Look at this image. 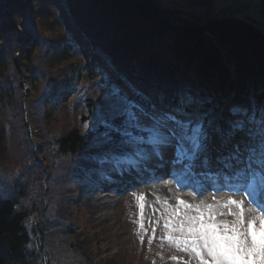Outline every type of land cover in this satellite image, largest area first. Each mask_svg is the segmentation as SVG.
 Here are the masks:
<instances>
[{
	"label": "rangeland",
	"instance_id": "obj_1",
	"mask_svg": "<svg viewBox=\"0 0 264 264\" xmlns=\"http://www.w3.org/2000/svg\"><path fill=\"white\" fill-rule=\"evenodd\" d=\"M49 1L46 0L45 3H42L40 0H33L30 4L33 12V29L35 33L39 34L36 47L33 49L31 46L29 47L26 43L27 40L24 38L26 30L23 24L26 22L27 17L23 9H12L13 15L5 17L8 21L6 22L10 26L12 24L16 25L20 41L18 49L9 52L8 55L6 54L2 58L7 66L6 75L9 74L12 80L15 67L20 75L19 80L22 83V91L29 95L35 94L37 92L35 87L40 86L44 96L45 90H43L42 83L39 79H37L38 81L34 80L33 73L31 74L29 71V68H33V64L36 67V72H38L37 78H41L42 74L47 73L51 78L52 87H56L58 90L54 98H46L44 100L43 105L47 107L49 114L42 122L38 121L41 119V113L36 115L33 112L32 116L31 114L28 116L24 107L18 110V112L24 111V119L30 117L34 120L37 118L38 121H36V125L31 126L29 124L33 133L36 134V137L33 138L36 143L30 137L31 140L27 144L29 157L27 158L25 150L19 151L17 149L15 152H0V195L12 197L18 191L24 190L20 201L25 207L30 208L31 203L40 205L44 202L45 204L41 221L45 222L46 226L51 227V233L56 237V241L47 247V260L49 263L137 264L139 259L136 260L135 256L138 255L139 257L141 253L130 254V249L133 246L137 247L139 244L143 247L145 244L143 252L144 254H154V264H167L171 257L174 258L173 264H201L200 258L190 250L185 251L184 246L180 243L182 238L187 236L186 229L190 217L202 215L205 222L228 223L230 226L236 224L239 220L242 229L256 219L257 226H259V218L264 212V209L259 207L260 204H263L259 202V197L264 190V185L259 183V179L254 185H249L248 181L236 180L235 178L233 185L234 183L244 185L239 193L235 191H221L220 193L209 191L201 194V192H195L193 188H182L187 176L181 173L185 167L181 164V171L178 170V167H174V165L180 164L178 162L180 159L182 161L186 158L191 159L192 153L195 151L194 160L198 173L206 171V168L201 166V161L206 165H216V168L221 172H227L225 175L227 178L237 176L238 173H234L232 176L228 175L233 167L246 169V157L249 153L245 151V147L251 141L241 130H235L234 134H230L232 130L230 129L229 121L238 117L227 116L224 111L220 112L205 129V142L201 148L193 150L190 141L184 140L182 136L176 134L173 136L174 131L171 128L160 126L159 124L161 123L159 122H155L156 124L152 122L148 114H144L138 103L128 100L131 96L127 92L122 94L116 84H110V81L116 80L115 76L107 69L100 67L101 62L93 59L92 52L87 46L78 49L79 53H72L67 57H60L58 53L52 51L55 48L53 46L55 45L54 43L60 44L59 42L66 36H68L69 40H73L75 37L69 35H77L73 29H65L59 23L60 21L69 27L72 22L75 23L79 18L93 15L92 10L95 11L97 16L103 13L102 18H104L106 13L109 14L106 0H101L100 3L87 0L85 6L89 5V7L86 8V12L83 8L82 14H75V9L80 0H70L68 7H62L60 0ZM243 1L214 0L215 14H219L228 6ZM19 2L23 3L26 0H19ZM158 2H163L164 7L170 11L169 16L171 18L177 15L174 14V11L180 8L188 11L192 16L201 14L192 7L189 0H158ZM4 5L8 7L7 2ZM55 9L58 10V14H55ZM6 12H9V9ZM262 14H264V10ZM164 15L168 16L167 13ZM172 19L175 20L177 17ZM110 28L108 34L116 40H120L122 32L118 27L113 24ZM129 38L133 40V36ZM81 43L83 42L81 41ZM2 44L3 46L5 45L4 41H2ZM9 49L11 50L12 48L9 47ZM3 51L4 47L0 46V56ZM28 51H30V61L34 60L35 63H30L27 60L29 59L26 56ZM46 53L47 56L45 55L43 58V54ZM11 83L13 84V82ZM10 84L9 88L12 87ZM88 98H92V101L89 100L88 102ZM25 103L26 101L23 102V105ZM90 103H94L95 106V117L93 119H89L90 113L86 112L85 107L87 104V109H91ZM2 110L0 105V113ZM130 112L135 113L137 120L133 121L130 119ZM229 113L231 115V111ZM180 115L184 116L183 113ZM121 116H123V120L118 121L116 118ZM95 120H101L102 128L99 127L100 124L96 127L92 125ZM176 120L185 123L183 119L178 118ZM14 121L15 125L21 123L17 119H14ZM26 121L29 122L30 120ZM121 121H124V123L121 124ZM137 123L140 125L137 128L141 132L146 129H152L153 131H150L151 133L147 136L130 134L131 130H128L131 127L136 128L135 125ZM105 127L110 130L121 128L122 133L132 139L128 147L119 148L121 153L119 152L115 155L114 153L111 155L107 152L104 153V156L110 158L108 161L98 162L95 157L84 151L71 156H58L54 152H50L51 143L54 139L69 133L71 130H77L85 135H90L89 131H92V136H100L97 142L105 141L107 138L105 132H97V129ZM176 127L179 126L177 125ZM248 127H252V125H248L243 131H247ZM217 129H220V131H217ZM239 135H244L246 139H238ZM137 136L143 137V140H135L134 138ZM46 140L47 145H44L42 152H35L36 147H42V143ZM210 141L211 146H209ZM11 143L13 142L11 141ZM237 144L240 146V152L242 157L245 158V162L236 165L235 163L239 162L231 160L232 167L228 168L225 166L227 162L225 158L235 152ZM185 148L187 152L184 151ZM153 155H157L159 159L171 157L169 161H172L173 167L169 168L167 166V170L174 174L175 181L173 182L171 178V181L169 179L167 182L176 191L171 200H167L165 196L153 198L151 189L147 188H143L140 192L131 191V184L126 187L129 191L125 194H119L118 191L120 189L112 191L110 188L114 185L113 181H116V178L123 180L128 172L124 177H112L109 179L107 175L100 171V175L97 178L100 177L102 180L98 181L95 179V174L98 173L96 167L98 166H100V170L106 173L109 171L119 173L124 167L134 172L146 164L144 160H154ZM258 156L259 149L257 147ZM47 158H49V162ZM38 162L39 164L37 165ZM185 165L190 167L188 163H185ZM252 168L259 169V166L252 165ZM66 172L70 174L69 177ZM37 177L39 178L38 180L35 179ZM204 177H207V175L204 174ZM133 183H139V181H134ZM101 190H103L104 195L114 196H110L112 198H109L105 202L106 204L94 209V199ZM247 192H251L252 196L249 197L246 194ZM239 196H247L249 200L247 202L256 208L258 214L251 215L246 211V207L243 204L237 205L229 202L230 198L240 201L239 198L236 199ZM113 198L122 199L120 213L123 215V219L121 223L128 227L126 233L129 240L123 245L119 244L118 241H113L114 239L110 237L114 228L111 225L113 223L112 208L109 204L113 203ZM145 198L148 199L147 204H144ZM180 200H184L187 203L180 204ZM141 205H143V208H141ZM59 209L62 211H59ZM96 210L98 213H95ZM37 216V214L32 213L31 221L39 220L40 217ZM99 216H104L105 219L103 221H101V217L97 219ZM141 225H145L146 229L144 232H141L143 227ZM68 228H70V231H67ZM169 235L175 237L176 241L170 242L168 240ZM49 249L50 251H48ZM58 253H61L60 257ZM76 254L81 261L75 260L77 259Z\"/></svg>",
	"mask_w": 264,
	"mask_h": 264
},
{
	"label": "trees",
	"instance_id": "obj_2",
	"mask_svg": "<svg viewBox=\"0 0 264 264\" xmlns=\"http://www.w3.org/2000/svg\"><path fill=\"white\" fill-rule=\"evenodd\" d=\"M32 1L20 3L19 0H13L15 4L9 7L14 10L23 9L25 12L27 18L23 27L29 34L25 32L24 38L33 49L39 34L33 29V12L30 7ZM86 1L80 0L75 14H82L83 8L87 11L89 5L85 6ZM189 1L193 8L205 15V23H202L201 18L189 19L191 13L182 8L174 11L177 19L173 20V17L169 16L170 11L158 0H106L109 14L106 13L102 18L103 13L97 16L92 10L93 15L81 17L82 26L78 27L81 19L72 23L79 39L69 40L66 36L60 44L54 43L55 48L52 51L60 57H67L87 46L93 59L114 73L120 83L133 91L140 100L158 110L182 108L187 115L196 116L195 125L206 126L229 98H232L229 112L233 107L241 106L255 112L259 119L264 110L263 33L239 18H219L215 14L214 0ZM62 2L65 7L70 4V0ZM54 11L58 14L57 9ZM165 13L168 16H165ZM11 14L13 15L12 12ZM3 15L0 12V39H3L5 44L2 45L4 51L0 56V105L3 109L0 113V152L25 150L28 158L27 144L31 139L36 143L33 140L36 134L29 124L36 125L38 121L45 119L49 112L43 105L44 100L54 98L58 89L52 87L51 78L47 73L37 78L38 72L33 64L29 71L33 73L34 80L39 79L42 83L44 96L40 86L35 87V94L23 92L20 75L15 67L12 80L9 74L6 75L7 66L2 58L18 49L20 41L16 25L10 26L3 20ZM59 23L66 29L63 22ZM113 24L122 32L120 40L108 34ZM93 34L96 35L94 38ZM132 36L133 40L129 38ZM30 51L26 56L29 58L27 60L33 63L34 60L30 61ZM47 53L42 57L47 56ZM148 60L151 63H147ZM189 71L195 73L197 79ZM9 84L11 88L8 87ZM188 97L192 98V103L181 104V100ZM89 100L92 101V98H88V102ZM24 101L26 105H23ZM23 107L28 116H32L33 112L36 115L41 113V119H24V111L18 112ZM85 107L86 112L90 113L89 119H93L94 103H90L91 109H87V104ZM14 119L21 123L15 125ZM116 119L123 120V116ZM100 123L101 120H95L92 125L96 127ZM120 123L123 124L124 121ZM101 126L102 124L99 125L100 128ZM130 130L133 135H139L141 131L137 127H131L128 131ZM103 131L107 135L106 140L97 142L100 136H92V131H89L90 135H85L71 130L54 139L50 152L58 156H71L84 151L92 156L103 157L104 153H113L115 149L128 146L132 141L122 133L121 128L97 129L98 133ZM44 145H47V140L42 143V147L37 146L35 152H42ZM47 160L49 162V158ZM23 192L24 190H20L12 197L0 195V264H50L47 260V247L56 241V237L51 233V227L41 221L45 204L31 203L30 208L25 207L20 201ZM32 213L37 214L40 219L32 222ZM67 231H70V228ZM76 252L78 253L77 249ZM58 255L60 257L61 253ZM76 256L75 260L81 261L77 254Z\"/></svg>",
	"mask_w": 264,
	"mask_h": 264
},
{
	"label": "snow or ice",
	"instance_id": "obj_3",
	"mask_svg": "<svg viewBox=\"0 0 264 264\" xmlns=\"http://www.w3.org/2000/svg\"><path fill=\"white\" fill-rule=\"evenodd\" d=\"M192 103V98L182 99L181 104ZM181 109H177L180 111ZM231 114L238 117L235 120H230L229 125L234 134L235 130L243 131L248 125L245 133L251 143L247 144L245 151L249 153L246 157V169H239L236 178L238 180H246L249 185H254L259 179V183L264 185V110H262L259 119L255 112H250L248 108L236 106L231 109ZM130 119L135 121L137 117L135 113H129ZM173 120L183 131L182 139L190 141L193 150L201 148L205 142L206 132L202 124H196L189 129L188 124L176 120L174 115L168 117ZM136 127H140L137 123ZM87 127V125H85ZM153 131L152 129H146ZM220 131V129H217ZM130 135V134H129ZM175 136V132H173ZM258 138V145H257ZM137 141H142L143 137L137 136L134 138ZM257 147L259 156L257 157ZM187 152V149H184ZM195 157V151L192 153ZM227 161L225 166L231 168V160H236L240 163L245 162L240 152V146H235V152L225 158ZM255 163L259 169H253L252 164ZM249 197L251 192L246 193ZM230 203L242 205L243 201H238L230 198ZM180 204L187 203L184 200L179 201ZM259 207L264 209V204ZM143 208V205H141ZM249 211H253L250 209ZM143 226V225H141ZM183 230V222H182ZM187 236L182 238L180 243L184 246L185 251H192L200 258L201 264H264V212L259 218V226L254 219L246 228H241L239 220L234 225L228 223L217 224L205 222L204 217H190L187 226ZM170 242H175L176 238L172 235L168 236ZM31 246V245H29Z\"/></svg>",
	"mask_w": 264,
	"mask_h": 264
},
{
	"label": "bare ground",
	"instance_id": "obj_4",
	"mask_svg": "<svg viewBox=\"0 0 264 264\" xmlns=\"http://www.w3.org/2000/svg\"><path fill=\"white\" fill-rule=\"evenodd\" d=\"M0 2L1 3H3V2L6 3L7 2V4H9V5H14L15 4V2H13V0H0ZM260 2H261V5L264 7V0H260ZM75 11L77 12V8L75 9ZM217 15L219 16L220 13L217 14ZM80 19L81 18H79L77 21H80ZM80 25L81 26L83 25L82 19H81V23H78V27ZM26 33L29 34V32H26ZM94 35L95 34L92 35V38H94ZM29 43H31V42L29 41ZM98 43H100V42L98 41ZM147 63H151V62L148 60ZM110 73L111 74H114L112 72H110ZM190 73L192 74V76L194 74V78L197 79V76H196L195 73H193V72H190ZM115 78H116V80H114V83L116 84L117 88H123L124 85L122 83H120V81L117 79V77H115ZM145 106H146V104H142L140 107H145ZM238 139L245 140L246 138H245L244 135H239L238 136ZM209 146H211V141L209 143ZM153 156H156V155H153ZM168 159H171V158L170 157H168V158L167 157L162 158L161 159V160H163L162 163L164 164L165 161L168 160ZM153 161H155V160H153V159L152 160H148L146 162L147 166L150 165V164H148L149 162H153ZM166 178L167 177H165V178H159L157 180H152V181L146 179V180H143V181H141L139 183H132V186H131L130 190L131 191L140 192L143 188H145V189L147 188L149 190L151 189V191L153 193V198L165 196L167 198V200H171L172 197L176 194V191L167 182L168 179H166ZM170 178H172V176ZM206 190H207V185H203L202 186V190H201V192H202L201 194H204L206 192ZM128 191L129 190H127V192ZM122 192H124V191H122ZM110 196H114V195H104L103 194V190H101L99 192V194L97 195V197L94 199L93 208L94 209H98V207H101L102 205L106 204L105 202H107V200L109 198H112ZM261 196H264V190H263ZM166 198H164V199H166ZM238 198H239L240 201H243V205L246 207V211L248 213H250L251 215L258 214V211L256 210V208L253 207V206H251L249 204V202H247V199L245 197H242V196L241 197L240 196L239 197H236V199H238ZM113 199H114L113 200V203L109 204V205H111V208H112L111 215H112L113 223L111 225L114 228V230L112 232V235H110V237L112 239H114L113 241H118L119 244L123 245L129 239H128V235L126 233V230L128 229V227L126 225H123L121 223L122 222V219H123V215L120 213L121 212L120 211V208H121V204H122V199L121 198H117V199L113 198ZM147 203H148V199L145 198L144 199V204H147ZM250 209H252L253 211H249ZM95 213H98V211L96 210ZM100 217H101V221H103L105 219L104 216H99V217H97V219L100 218ZM145 229L146 228H145V225H144L142 227L141 232H144ZM122 236H123V238H122ZM115 237H117V239H115ZM138 246H140V244ZM138 246L137 247L133 246L130 249V252H131L130 254H132V253H135V254L136 253H141L139 257H138V255L135 256V259L136 260L139 259V263H137V264H154V262H153V260H154V254H148L146 252H145L146 254H144L143 250L145 248V244L143 245V247H141V246L138 247ZM173 262H174V258L171 257L169 259L168 263L169 264H173Z\"/></svg>",
	"mask_w": 264,
	"mask_h": 264
},
{
	"label": "water",
	"instance_id": "obj_5",
	"mask_svg": "<svg viewBox=\"0 0 264 264\" xmlns=\"http://www.w3.org/2000/svg\"><path fill=\"white\" fill-rule=\"evenodd\" d=\"M145 5H147L144 2ZM2 11H6V8L2 6L0 8ZM264 7L261 5L260 0H244L236 5L230 6L223 10L219 18H229L236 17L239 18L248 24L254 26L257 30L263 33L264 35V14H262ZM177 15H174L173 18H176ZM191 20H197L201 18L202 23H205V15L200 14L196 16H188Z\"/></svg>",
	"mask_w": 264,
	"mask_h": 264
}]
</instances>
